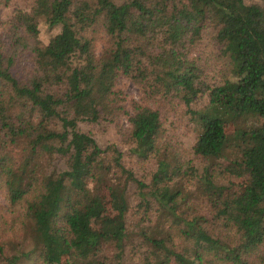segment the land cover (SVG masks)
<instances>
[{
	"label": "trees",
	"instance_id": "16d2710c",
	"mask_svg": "<svg viewBox=\"0 0 264 264\" xmlns=\"http://www.w3.org/2000/svg\"><path fill=\"white\" fill-rule=\"evenodd\" d=\"M31 1L9 19L13 50H0V183L9 205L21 207L27 232L19 248L10 243L5 252L0 244V264L31 258L58 264L62 257L65 264H121L129 184L134 210L151 221L137 231L146 245L141 264H256L264 243V5ZM39 21L58 27L45 44L37 40ZM99 26L108 45L95 56L91 33ZM208 27L228 67L212 85L199 79L188 54ZM26 49L32 66L22 70ZM119 75L149 97L174 98L184 107L197 133L189 154L200 169L166 140L157 109L133 102L126 113L113 89ZM204 95L205 104L194 107ZM122 114L129 152L154 160L147 182L122 164L113 144L100 147L78 128ZM51 157L63 167L46 170L43 159ZM191 184L214 213L212 221L179 210L191 199L184 192ZM98 217L100 229H92ZM107 248L115 253L108 257Z\"/></svg>",
	"mask_w": 264,
	"mask_h": 264
},
{
	"label": "rangeland",
	"instance_id": "374dc122",
	"mask_svg": "<svg viewBox=\"0 0 264 264\" xmlns=\"http://www.w3.org/2000/svg\"><path fill=\"white\" fill-rule=\"evenodd\" d=\"M116 3H121L125 0H113ZM247 3H257L264 5V1L260 0H244ZM32 4L31 0H9L5 5H0V50L12 51L14 47L13 28L10 24V17L14 8H20L28 10ZM58 31V27H48L43 21L38 23L37 40L41 44H45L48 39ZM92 36V50L95 56H99L101 51L108 45V38L99 27L91 33ZM28 49L23 51L24 56L20 58V69L26 70L32 66L30 60H28ZM189 58L192 59L197 68L199 79L206 82L209 85L219 83L224 76L228 75V67L221 56L219 45L214 39V29L207 28L196 44L191 47L188 52ZM113 89L117 94V102L124 108L126 113H131V104L133 102L150 106L158 110L163 126L165 128L166 140L178 143L182 148L181 159L191 158L192 166L196 169L199 168V160L195 156L189 154L190 147L193 144L196 137V129L193 127L192 122L188 119V116L184 115L183 106L175 103V99H169L166 97L155 96L149 97L147 90L141 85L134 83L129 78L119 75L115 80ZM205 95L201 98H197L193 103L196 107L200 104H205ZM128 127L126 115H118L112 120L100 119L93 123L80 122L78 128L84 132H88L95 139L100 147H104L108 144H113L121 153L122 164L131 169L137 177L142 178L145 182L148 181L150 173L155 168L154 160L149 159L147 161L138 160L133 154L129 152L130 143L126 141L125 131ZM46 160V170H50L53 167H63V160L59 157L44 158ZM184 192L189 194L191 199H188L185 204L181 206L183 215L190 218L192 215H203L208 221H212L213 212H209V206L204 197L199 196L198 190L195 185H189ZM126 196L129 202V211L127 212V229L129 231V241L124 246V252L121 256V264H141L142 257L146 251V245L141 242L140 237L137 235V231L144 224H150V219L144 218L145 221L140 220V216L135 208L136 196L134 194V188L131 184L128 185ZM103 199L106 202V197L103 195ZM264 207V202L261 204ZM107 215L113 216L107 209ZM142 217V216H141ZM24 221V213L22 209L15 208L9 205L7 193L2 183H0V244H4V250L11 251V244L19 248L21 238L23 236V228L25 223L21 227V222ZM102 217H98L92 220V229H100ZM21 228V229H20ZM26 236V235H25ZM177 237H174L176 239ZM26 246L29 245L28 239H24ZM23 246V243L21 242ZM20 245V246H21ZM259 259L254 258L256 264H264V243L258 250ZM103 253H106L108 257L115 253L111 248H107ZM66 257H62L58 264H65ZM258 260V263H257ZM22 264H37L31 258L25 260Z\"/></svg>",
	"mask_w": 264,
	"mask_h": 264
}]
</instances>
